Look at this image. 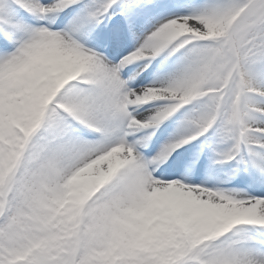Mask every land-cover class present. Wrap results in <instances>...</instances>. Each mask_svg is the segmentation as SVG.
<instances>
[{
  "label": "snow or ice",
  "instance_id": "6c2138e0",
  "mask_svg": "<svg viewBox=\"0 0 264 264\" xmlns=\"http://www.w3.org/2000/svg\"><path fill=\"white\" fill-rule=\"evenodd\" d=\"M0 264H264V0H0Z\"/></svg>",
  "mask_w": 264,
  "mask_h": 264
}]
</instances>
